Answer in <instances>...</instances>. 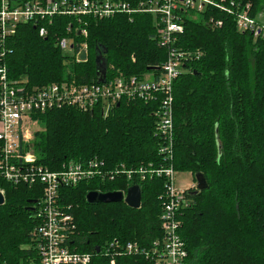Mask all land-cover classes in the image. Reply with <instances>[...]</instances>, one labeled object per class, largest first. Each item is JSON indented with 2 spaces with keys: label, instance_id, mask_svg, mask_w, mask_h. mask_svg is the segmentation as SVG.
<instances>
[{
  "label": "trees",
  "instance_id": "trees-1",
  "mask_svg": "<svg viewBox=\"0 0 264 264\" xmlns=\"http://www.w3.org/2000/svg\"><path fill=\"white\" fill-rule=\"evenodd\" d=\"M120 1L135 5L141 0ZM236 1L250 2L254 16L264 8V0ZM181 18L183 32L176 46L198 55L185 63L174 83L172 165L192 175L201 172L208 184L188 194L190 206L180 217L179 233L188 252L185 264H264V33L239 30L233 16L213 7ZM209 18L222 23L213 26ZM85 20L87 37L76 31L71 35L91 48L93 54L88 50L85 62H76L55 44L67 25H77L75 17L56 15L50 24L44 22L45 37L39 36L38 25L20 24L6 39L0 58L8 77L30 85L62 79L88 82L95 79L96 54L107 67L135 75L147 73L166 57L154 38L151 14ZM152 106L121 100L107 115L100 108L80 111L70 106L35 113L44 124L32 142L37 163L51 170L94 156L110 165L157 163L161 156L153 137ZM127 183L123 178L93 179L61 187L80 232V251H93L112 238L148 246L161 235L162 177L140 180L138 208L124 202L92 204L85 198L90 190L118 191ZM0 189L5 198L0 205V259L14 264L26 256L20 245L29 241L33 220L25 207L41 198V185H12L0 176ZM120 263L153 264L142 255L121 256ZM93 264L109 261L95 254Z\"/></svg>",
  "mask_w": 264,
  "mask_h": 264
},
{
  "label": "built area",
  "instance_id": "built-area-1",
  "mask_svg": "<svg viewBox=\"0 0 264 264\" xmlns=\"http://www.w3.org/2000/svg\"><path fill=\"white\" fill-rule=\"evenodd\" d=\"M250 2L236 0H141L135 5L112 0H0V58L4 55L6 39L13 36L20 24L38 25L39 36L48 34L47 22L56 15H68L77 19V25H67L65 34L56 37L55 44L64 54L76 62L88 59L84 41H74L73 31L85 38L88 31L86 17L109 18L117 14L129 17L134 13H148L155 18V40L164 48L166 57L143 75L125 74L112 66L106 68L103 81L76 82L62 79L39 85L25 80L11 79L5 66L0 64V176L12 185H41V198L33 205V227L29 241L20 249L26 256L14 264H93L95 254H100L117 264L121 256L142 255L153 264H185L187 248L179 230L183 211L190 206L188 189L174 186L176 170L172 165L174 150L173 101L174 83L185 70V63L198 55L176 46L178 35L183 32L181 15L206 7L231 15L237 28L250 31L254 36L264 33V25L251 14ZM188 16V15H187ZM213 26L222 21L209 18ZM72 44V47H71ZM86 51L85 60L77 58ZM153 103L155 118L153 137L161 160L157 163H140L126 166L124 163L108 164L94 156L83 161L69 160L58 170L37 163L36 153L24 143V121L35 113L62 107H75L80 111L100 108L107 115L120 101ZM162 177L163 186L158 198L161 205L159 228L161 235L148 246L137 241L106 240L99 251H80V232L71 212V205L62 200L61 187L75 186L80 182L96 179L99 182L120 178L127 180L123 189L140 180ZM194 185H191V187ZM0 264H12L0 259ZM128 264V263H120Z\"/></svg>",
  "mask_w": 264,
  "mask_h": 264
},
{
  "label": "water",
  "instance_id": "water-1",
  "mask_svg": "<svg viewBox=\"0 0 264 264\" xmlns=\"http://www.w3.org/2000/svg\"><path fill=\"white\" fill-rule=\"evenodd\" d=\"M72 47V44H71ZM77 58L79 60H85L86 58V51L83 49L81 50ZM95 64H96V71H95V79L96 81H103L106 73V61L102 60V56L100 54L95 55ZM154 67H150L149 69H152ZM119 103H117V106ZM194 179L196 181V189L195 190H189L187 193L189 195H193L197 193L198 191H201L205 188H207L208 184L206 182V179L204 175L201 172H197L194 174ZM85 198L88 203L97 204V203H110V202H124L127 206L131 208H138L140 207L141 203V190L138 184L130 185L127 190L125 197H123V193L121 191H107V192H98L96 190H90L86 193ZM5 198L0 191V205L4 204ZM35 200H28L29 203L34 202ZM26 210L33 211V206H26ZM94 249L96 252L99 251V246L95 245Z\"/></svg>",
  "mask_w": 264,
  "mask_h": 264
},
{
  "label": "rangeland",
  "instance_id": "rangeland-1",
  "mask_svg": "<svg viewBox=\"0 0 264 264\" xmlns=\"http://www.w3.org/2000/svg\"><path fill=\"white\" fill-rule=\"evenodd\" d=\"M262 16L263 19L262 18L260 19L262 22H264L263 21L264 12ZM88 50H89V54L92 55L93 52H91V48H88ZM24 127H25L24 134L26 135V138L24 139V143L28 145L29 148L35 152V150L32 147V142L36 138V132H41L44 129V124L42 123V120L38 118V116L37 117L33 116L29 120L24 121ZM191 185L194 186L191 187ZM174 186L180 189H185V190L188 189L187 192L189 190H195L196 181L194 179V175H192V173L189 171H176L174 177ZM0 191H2L3 193V190L0 189ZM25 243L21 244L20 246H23Z\"/></svg>",
  "mask_w": 264,
  "mask_h": 264
},
{
  "label": "crops",
  "instance_id": "crops-1",
  "mask_svg": "<svg viewBox=\"0 0 264 264\" xmlns=\"http://www.w3.org/2000/svg\"><path fill=\"white\" fill-rule=\"evenodd\" d=\"M263 12H264V8H263L259 13H257L256 18H257V20H258L261 24L264 25V22H262L261 19H260V18L263 19V16H262ZM263 21H264V20H263Z\"/></svg>",
  "mask_w": 264,
  "mask_h": 264
}]
</instances>
